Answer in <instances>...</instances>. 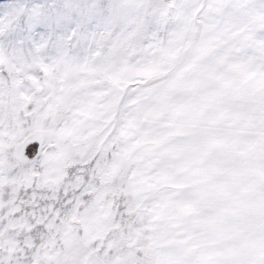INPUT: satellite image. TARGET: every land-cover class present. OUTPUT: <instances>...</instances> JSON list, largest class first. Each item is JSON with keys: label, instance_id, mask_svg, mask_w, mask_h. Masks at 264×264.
I'll return each mask as SVG.
<instances>
[{"label": "snow or ice", "instance_id": "6c2138e0", "mask_svg": "<svg viewBox=\"0 0 264 264\" xmlns=\"http://www.w3.org/2000/svg\"><path fill=\"white\" fill-rule=\"evenodd\" d=\"M0 264H264V0H0Z\"/></svg>", "mask_w": 264, "mask_h": 264}]
</instances>
